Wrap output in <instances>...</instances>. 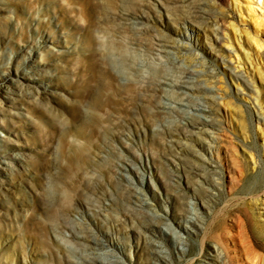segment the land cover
Masks as SVG:
<instances>
[{
    "label": "rangeland",
    "instance_id": "374dc122",
    "mask_svg": "<svg viewBox=\"0 0 264 264\" xmlns=\"http://www.w3.org/2000/svg\"><path fill=\"white\" fill-rule=\"evenodd\" d=\"M207 1L0 0V264H264V0Z\"/></svg>",
    "mask_w": 264,
    "mask_h": 264
},
{
    "label": "bare ground",
    "instance_id": "6f19581e",
    "mask_svg": "<svg viewBox=\"0 0 264 264\" xmlns=\"http://www.w3.org/2000/svg\"><path fill=\"white\" fill-rule=\"evenodd\" d=\"M207 2L210 3L211 1L209 0ZM142 16L144 17L145 15L143 14ZM156 39L158 42L157 44L160 45V49H158L160 50L159 51L160 53L159 55H157L158 57L156 59H159L161 61L160 63L163 64V61L170 59L174 61L176 58H180L184 60L188 65H192L194 68L191 69V67H189L186 70H184V78L186 80L195 79L198 82L202 81L204 83H208L206 86H204V90H203L204 96L209 100L210 99L216 100V97L220 95L219 89L217 87V84L215 83L213 75H210L208 72L204 70V68H202L204 61L200 59V52L197 50L198 48L196 47V45L192 42L193 39L192 28L188 27L185 28V30L175 29L173 31V34L170 33V35H165L162 33L157 35ZM217 40H219V38H217ZM90 41L92 40L90 39ZM121 49H123V47H121ZM108 53L109 52H107L106 53L107 55L104 56L105 57L104 60L102 58L103 61L109 60L110 55ZM187 86H191V85H187ZM208 99L207 102H209ZM195 109L197 112L200 113L199 116L204 118H207L209 116L208 113L210 111L208 108L198 106ZM203 124H205L204 121ZM207 127L208 126H206L205 131L209 134L211 138L215 139L214 134ZM83 237L89 240L88 245L90 246L97 243L96 239L91 238L89 235H85V236L83 235ZM110 264H117V263H110Z\"/></svg>",
    "mask_w": 264,
    "mask_h": 264
}]
</instances>
